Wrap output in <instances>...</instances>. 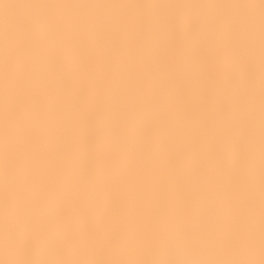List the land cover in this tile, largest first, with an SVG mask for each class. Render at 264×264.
<instances>
[{
    "label": "clouds",
    "instance_id": "9594fccd",
    "mask_svg": "<svg viewBox=\"0 0 264 264\" xmlns=\"http://www.w3.org/2000/svg\"><path fill=\"white\" fill-rule=\"evenodd\" d=\"M129 7L0 37V264H261V0Z\"/></svg>",
    "mask_w": 264,
    "mask_h": 264
},
{
    "label": "bare ground",
    "instance_id": "6f19581e",
    "mask_svg": "<svg viewBox=\"0 0 264 264\" xmlns=\"http://www.w3.org/2000/svg\"><path fill=\"white\" fill-rule=\"evenodd\" d=\"M258 4L260 0H0V37L12 32L19 34L31 21L36 7L43 3L67 5H113L130 6L132 19L137 12H148L154 9H215L232 3ZM208 54L206 53V56Z\"/></svg>",
    "mask_w": 264,
    "mask_h": 264
},
{
    "label": "snow or ice",
    "instance_id": "6c2138e0",
    "mask_svg": "<svg viewBox=\"0 0 264 264\" xmlns=\"http://www.w3.org/2000/svg\"><path fill=\"white\" fill-rule=\"evenodd\" d=\"M261 7L264 9V0H261ZM262 121H264V60H262ZM262 152H264V136H262ZM261 218L262 240H264V157H262ZM261 264H264V261Z\"/></svg>",
    "mask_w": 264,
    "mask_h": 264
}]
</instances>
